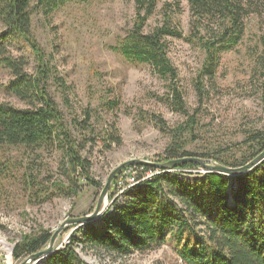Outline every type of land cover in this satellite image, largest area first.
<instances>
[{
    "label": "rangeland",
    "instance_id": "1",
    "mask_svg": "<svg viewBox=\"0 0 264 264\" xmlns=\"http://www.w3.org/2000/svg\"><path fill=\"white\" fill-rule=\"evenodd\" d=\"M255 2L258 13L246 17V34L241 43L222 55L214 80L206 84L208 93L203 101L197 96L194 82L205 53L197 41L190 40L192 18L188 0H179V4L175 0H162L146 24L145 33H150L169 13L173 24L184 34L181 38L166 36L165 40L169 58L179 70L178 84L187 109L191 114L197 111L196 138L182 136L187 142L186 151L221 149L228 156L239 157L238 145L245 139V132L264 127L263 78L256 67L261 52L259 40L264 32V0ZM134 5V0L72 1L50 15L36 12L33 17V32L46 53V62L55 72L48 80V89L62 110L67 127L78 137L74 121L82 119L88 109L98 136H105L112 124L119 129L121 146L114 145L106 151L98 141L86 143L81 152L92 162V178L103 184L120 163L134 158L155 161L164 157L167 148L176 145L174 129L187 120L186 115L171 110L166 97L167 79L160 78L149 64L131 62L112 47L133 27ZM5 31L0 22V34ZM9 44L13 54H24L30 59L28 70L35 73L37 63L31 47L21 38L12 39ZM11 78L9 71L0 67V84L7 86ZM5 89H0V101L27 106ZM85 134L89 136V132ZM61 152L56 147L43 148L33 155L25 147L0 151V167L7 171L0 187V264L23 261L13 256V246L23 233L40 226L55 231L67 218L95 210L101 188L81 180L78 194H73L67 188ZM204 172L201 167L173 171L179 179L187 181L203 178ZM118 189L112 185L110 193L115 191L114 198H108L101 217L91 223L102 227L103 216L119 215L115 206L126 202L128 192L119 194ZM67 228L57 241L58 250L65 247L72 234L80 236L73 231L81 228L84 232L86 225ZM188 238L185 236L181 245L167 239L155 251L134 252L126 257L99 252L80 243L76 250L89 264H182L177 252Z\"/></svg>",
    "mask_w": 264,
    "mask_h": 264
},
{
    "label": "trees",
    "instance_id": "2",
    "mask_svg": "<svg viewBox=\"0 0 264 264\" xmlns=\"http://www.w3.org/2000/svg\"><path fill=\"white\" fill-rule=\"evenodd\" d=\"M35 1V3H33ZM72 1L86 0H0V22L6 31L0 34V67L11 74L7 90L27 106L18 107L0 101V151L11 147H25L33 155L41 149H60L63 154L67 188L78 194L81 180L93 186H104L92 178L91 160L84 156L86 143H103L106 151L114 145H122L119 129L112 124L105 136L94 129L91 110L85 109L82 119L75 122L79 136L67 127L57 102L48 89V80L55 73L46 62V53L33 32L36 12L50 15ZM162 0H134L133 27L120 41L112 46L115 52L134 63L149 64L159 76L169 81L168 98L171 110L187 116L184 124L174 129L173 143L166 154L157 161H167L184 156L214 159L224 165L238 167L250 162L264 151V127L245 132V139L238 145L240 156H228L221 149L202 153L186 151L182 136L196 138L197 111L187 109L184 93L179 82V70L169 58L166 36L183 37L181 29L173 24V16L165 13L163 23L150 33H145L149 18L155 14ZM256 0H188L192 29L190 40L197 41L205 57L199 69L195 86L199 100L208 93L206 84L214 80L222 55L234 50L246 34V17L258 13ZM179 4V0H175ZM169 5V4H166ZM21 38L35 54V73L29 72L30 59L10 51V40ZM261 52L257 66L264 89V32L260 36ZM63 81L62 79L60 80ZM64 83H62L63 86ZM115 102H109L111 105ZM86 132H89V136ZM86 142H81L83 140ZM172 143V144H173ZM140 178L144 172L159 171L150 166H132ZM199 168L188 163L178 169ZM7 171L0 167V187ZM113 182L117 187L118 177ZM113 190V189H112ZM126 202L116 204L119 215L103 216L104 225L94 223L73 231L69 242L43 264H89L80 258L78 243L99 252L126 257L134 252L149 253L162 247L167 239L181 245L185 236L188 241L178 249L182 264H264V161L253 171L235 177L219 173H204L195 181L181 180L172 172L159 171L150 179L126 189ZM111 191L110 198H114ZM1 225V224H0ZM69 230L73 226H69ZM66 229V228H65ZM68 229V228H67ZM43 226L25 232L15 243V259L28 257L44 249L53 233Z\"/></svg>",
    "mask_w": 264,
    "mask_h": 264
},
{
    "label": "water",
    "instance_id": "3",
    "mask_svg": "<svg viewBox=\"0 0 264 264\" xmlns=\"http://www.w3.org/2000/svg\"><path fill=\"white\" fill-rule=\"evenodd\" d=\"M264 161V151H262L259 155H257L253 160L244 164L243 166L232 167L224 165L214 159H206L199 156H184L179 158L170 159L167 161H157V160H149L145 158H134L125 161V163H120L110 175L107 177V181L105 182L98 202L96 204L95 210L87 215L80 217L67 218L55 231H53V235L46 247L39 251L30 254L28 257L24 258V260L19 264H39L44 262L47 258H50L55 252L58 251L57 241L62 234V230L69 226H73L75 228L82 227L84 225L90 224L93 220L98 219L103 214L104 206L106 201L110 196V190L115 180V177L122 173L126 168L132 166H150L154 169L164 172H172L177 170L180 166L188 163L196 164L198 167H201L204 173H219L224 174L230 178L248 173L253 171Z\"/></svg>",
    "mask_w": 264,
    "mask_h": 264
},
{
    "label": "built area",
    "instance_id": "4",
    "mask_svg": "<svg viewBox=\"0 0 264 264\" xmlns=\"http://www.w3.org/2000/svg\"><path fill=\"white\" fill-rule=\"evenodd\" d=\"M159 173V171H148L144 172L143 175L139 178L138 175L140 174L138 170L129 167L126 168L121 175L118 177L117 187L119 188V194L123 193L126 189L134 186L135 184L139 183V180H147L153 177V175ZM122 188V189H121Z\"/></svg>",
    "mask_w": 264,
    "mask_h": 264
},
{
    "label": "bare ground",
    "instance_id": "5",
    "mask_svg": "<svg viewBox=\"0 0 264 264\" xmlns=\"http://www.w3.org/2000/svg\"><path fill=\"white\" fill-rule=\"evenodd\" d=\"M9 261V263H10V260H8Z\"/></svg>",
    "mask_w": 264,
    "mask_h": 264
}]
</instances>
